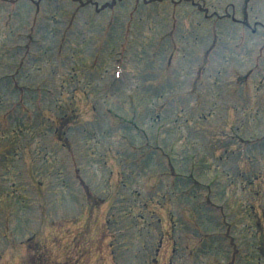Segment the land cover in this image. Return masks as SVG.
<instances>
[{"label":"rangeland","instance_id":"obj_1","mask_svg":"<svg viewBox=\"0 0 264 264\" xmlns=\"http://www.w3.org/2000/svg\"><path fill=\"white\" fill-rule=\"evenodd\" d=\"M18 51L0 264H264V0H0Z\"/></svg>","mask_w":264,"mask_h":264}]
</instances>
